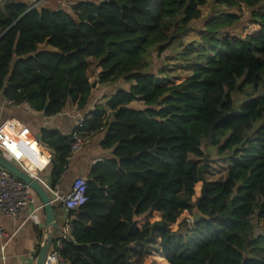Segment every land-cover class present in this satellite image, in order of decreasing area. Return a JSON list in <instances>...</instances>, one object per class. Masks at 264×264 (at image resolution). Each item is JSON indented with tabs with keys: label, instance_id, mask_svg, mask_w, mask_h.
<instances>
[{
	"label": "trees",
	"instance_id": "trees-1",
	"mask_svg": "<svg viewBox=\"0 0 264 264\" xmlns=\"http://www.w3.org/2000/svg\"><path fill=\"white\" fill-rule=\"evenodd\" d=\"M211 1L199 40L183 45L208 0H64L69 10L1 0L0 91L7 99L47 117L67 103L83 110L89 59L100 69L99 84L127 85L87 114L84 129H103L100 147L113 151L91 166L87 203L67 212L66 264H138L132 244L149 247L143 264H264V235L256 233L264 221V0ZM244 8L255 10L237 38L226 31ZM174 42L191 75L163 86L150 60ZM234 93L248 97L238 113ZM41 136L55 154V184L70 140L55 131ZM204 140L229 162L224 181H206L207 163L188 160L206 158ZM195 208L208 220L189 225ZM153 213L159 220L150 223Z\"/></svg>",
	"mask_w": 264,
	"mask_h": 264
},
{
	"label": "crops",
	"instance_id": "crops-1",
	"mask_svg": "<svg viewBox=\"0 0 264 264\" xmlns=\"http://www.w3.org/2000/svg\"><path fill=\"white\" fill-rule=\"evenodd\" d=\"M22 1L33 4L32 7L39 5L52 6L58 3H64V0ZM0 5H2L1 0ZM99 72L100 69L97 68L96 76ZM94 83L95 87H91V94L88 98L87 106L83 110H78L75 104L67 103L61 113L50 117L31 110L30 106L25 102L19 104L7 99L3 91H0V125L6 121L13 120L27 128L30 134L35 137L41 134L43 130L55 131L63 136L70 137L78 116L93 112L96 106L104 105L117 89H121V86H117L116 84H99L97 78L94 79L91 86ZM102 131L103 129H100L98 132H95L94 136L88 140L82 149L72 156L71 160L65 165L63 175L55 184L51 182L53 169L51 164L39 175V177L45 181L47 185L54 187L60 195L64 196L67 194L74 179L80 177L86 179L94 163L111 159L113 149L103 150L100 147L103 138ZM40 141L42 142V139ZM52 207L56 222L59 225V232H62L63 226L67 222H70L71 218L68 217L67 212L63 210L60 204H52ZM44 224L45 211L42 209V204L36 196L34 206L25 208L16 218L1 215L0 228L8 236H11V238L9 240L0 239V264H36L41 242L45 238ZM55 238L56 237H54V239ZM147 248L149 247L145 244L130 245L132 260L138 262V264H143L147 258Z\"/></svg>",
	"mask_w": 264,
	"mask_h": 264
},
{
	"label": "built area",
	"instance_id": "built-area-1",
	"mask_svg": "<svg viewBox=\"0 0 264 264\" xmlns=\"http://www.w3.org/2000/svg\"><path fill=\"white\" fill-rule=\"evenodd\" d=\"M87 120L88 116L85 114L78 116L75 121L74 129L69 137L66 163L95 134L93 131L84 129ZM0 154L22 172L36 180L49 195L50 203L60 204L65 212L77 211L87 203V180L85 178L74 179L69 191L63 196L39 177L53 161L54 154L40 140L31 135L27 128L21 126L16 121H6L0 125ZM28 165L33 168V171L28 169ZM34 200L35 194L27 184L0 167V216L4 215L16 218L25 208L33 207ZM187 223L189 225L192 224L190 218H188ZM70 234L71 226L67 222L63 226L62 232L58 233V240L54 245L50 246L45 264H66V260L61 256L60 250L62 248V241L69 237ZM10 238L11 236H8L0 228V239L9 240Z\"/></svg>",
	"mask_w": 264,
	"mask_h": 264
},
{
	"label": "rangeland",
	"instance_id": "rangeland-1",
	"mask_svg": "<svg viewBox=\"0 0 264 264\" xmlns=\"http://www.w3.org/2000/svg\"><path fill=\"white\" fill-rule=\"evenodd\" d=\"M61 7L70 9L68 4L64 2L61 4ZM55 5L53 8H56ZM255 9L244 8L241 12L237 10L234 11L236 15L239 16V22L234 25L231 29H228L226 32L237 38H242L249 31V18L252 11ZM201 19L192 22L191 32L184 38L181 39L183 45H188L192 42H197L199 40V32L203 29L204 23L210 18L212 14V1L208 0L207 4L201 8ZM176 44L172 43L161 55H157L156 52H153L151 57V64L149 72L155 74L159 79L160 83L165 86L167 83L178 84L183 80L187 79L191 75V71L188 70V58H180L179 56L181 50H176ZM40 49L46 48V45H40ZM97 68L96 61L94 59L89 60L88 76L89 81L92 83L96 76ZM117 86H121V89L127 88V85L120 80L116 83ZM131 84H128L130 87ZM120 89V88H119ZM250 89V88H248ZM262 93H257L254 97L261 95ZM233 100V112H240V105L248 101V97L241 95L240 93H234L232 95ZM258 125L255 126L256 129ZM201 150L204 153L205 159H197L191 155L188 156L190 162H195L198 166L207 163L208 172L205 175V179L208 182L218 183L224 181L227 177V171L230 168L229 162L217 154V148L209 145L205 140L202 142ZM208 160V161H207ZM156 220H159V216L156 213H153L149 222L152 223ZM172 230L176 228V225L170 226ZM256 233L264 235V221H257L256 223ZM156 264H163L160 260H157Z\"/></svg>",
	"mask_w": 264,
	"mask_h": 264
},
{
	"label": "water",
	"instance_id": "water-1",
	"mask_svg": "<svg viewBox=\"0 0 264 264\" xmlns=\"http://www.w3.org/2000/svg\"><path fill=\"white\" fill-rule=\"evenodd\" d=\"M93 87H95V83L92 84V88ZM36 138L38 140H41L42 139L41 134H38ZM0 167L8 171L18 180L27 184L32 189L35 196L40 200L42 204V209L45 211V224H44L45 238L41 242L37 255L36 264H45L46 256L49 251V248L52 245L54 237L58 235L60 230L59 225L55 219L52 204L50 203V197L36 180H34L32 177L22 172L13 163L7 160L2 154H0ZM190 219L193 225L208 220V218L203 216L197 208L193 210Z\"/></svg>",
	"mask_w": 264,
	"mask_h": 264
},
{
	"label": "bare ground",
	"instance_id": "bare-ground-1",
	"mask_svg": "<svg viewBox=\"0 0 264 264\" xmlns=\"http://www.w3.org/2000/svg\"><path fill=\"white\" fill-rule=\"evenodd\" d=\"M28 169H30V171H33V168L30 165H28Z\"/></svg>",
	"mask_w": 264,
	"mask_h": 264
}]
</instances>
